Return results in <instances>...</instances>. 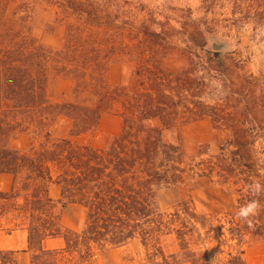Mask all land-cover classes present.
I'll return each instance as SVG.
<instances>
[{"label": "trees", "instance_id": "1", "mask_svg": "<svg viewBox=\"0 0 264 264\" xmlns=\"http://www.w3.org/2000/svg\"><path fill=\"white\" fill-rule=\"evenodd\" d=\"M45 1L61 16L50 18L48 32L57 20L63 22L59 49L33 34L34 16L24 2L21 15L7 13L4 2L0 11V175L14 177L12 189L0 192V218L11 215L16 229L28 231L31 264H96L99 254L134 242L145 248L148 264H202L205 255L196 247L205 249L209 239L227 247H232L224 240L228 234L238 244L247 235L264 241V139H259L264 138V89L257 78L250 75L235 92L236 106H229L235 97L230 66L241 71L243 62L230 50L208 49L200 33L195 53L205 59L202 69L191 52L190 67L167 71L164 62L175 49L169 40L175 36L147 20L136 26L121 12L119 0ZM113 64L128 68L127 85L109 84ZM53 76L73 82L72 100H54ZM214 85L224 89L223 104L205 101ZM107 112L123 121L109 146L78 142L95 133ZM59 117L71 121L70 137L51 140ZM203 120L228 135L218 152H206L205 159L200 153L197 171L192 170L235 191L233 209L221 220L198 214L192 202L168 213L159 200L160 192L179 186L189 169L180 167L182 148L164 142L161 131ZM32 130L45 133L46 140L27 152L13 146ZM51 185L61 188L60 200L50 196ZM70 204L85 210L78 229L62 224ZM168 236L177 240L175 253L165 251ZM57 237L64 240L62 248L44 247L45 240ZM0 264H19L16 252L0 251ZM227 264H244L243 256L231 254Z\"/></svg>", "mask_w": 264, "mask_h": 264}, {"label": "rangeland", "instance_id": "2", "mask_svg": "<svg viewBox=\"0 0 264 264\" xmlns=\"http://www.w3.org/2000/svg\"><path fill=\"white\" fill-rule=\"evenodd\" d=\"M4 2L6 12L17 11L21 15L20 4L24 2L34 16L33 34L42 42L54 49H59L63 42L62 21L54 24V31L50 30V18L55 14L61 19L59 10L52 7L45 0H0V11L3 12ZM238 2V3H236ZM120 10L136 26L147 20L150 26L160 30L165 28L175 37L169 43L175 47L169 50V57L164 62L167 71L180 72L190 67V53L199 69L205 64L197 52L200 42V33L208 40L216 37L226 41L230 45V51L237 61L243 62L241 71L231 65L230 82L231 96H235L229 106H236L238 99L235 92L249 82L248 77L257 78L259 88L264 89V0H119ZM195 40V41H191ZM207 48L211 45L207 41ZM201 74V73H200ZM130 72L124 65L113 64L107 73V80L112 87L128 84ZM50 89L55 101L72 100L73 82L70 79L53 76L50 80ZM209 92L206 103L223 104L224 89L214 85ZM122 118L115 112H107L103 115L94 134L80 137L78 142L92 144L99 148L109 146L115 136L122 130ZM160 127V122L153 123ZM71 121L64 117L57 118L49 134L51 140L69 138ZM45 133L30 131L22 133L13 146L22 152H27L32 146L46 140ZM161 136L164 142L180 146L184 152V163L180 165L189 169L183 174V180L179 186L163 189L159 194V200L163 209L173 213L182 202H192L197 213L202 215H214L217 218H225L233 209L236 194L232 188L221 184L213 178L196 175L195 165L201 160L199 154L218 152L222 143L228 138L227 133L214 128L209 120L181 123L178 126L163 129ZM259 139H264L260 138ZM260 141V140H259ZM195 170L192 171V170ZM21 182V179L18 180ZM20 186V185H19ZM69 219L71 223L80 228L85 221L83 207L71 205L69 207ZM28 223V221H25ZM18 222L13 216L0 218V235L7 234L16 229ZM215 226H220L214 222ZM206 233V232H205ZM232 247L221 246L220 239H209L205 249L196 247L200 253L202 264H227L231 254H241L244 264H264V241L259 236L247 235L243 243L238 244L228 234L224 238ZM163 245L167 253L178 251L177 240L173 236L163 239ZM111 251V250H109ZM107 251V252H109ZM209 253L210 256L207 254ZM121 256L124 258L121 264H148L145 248L134 242L117 252L99 254L96 264H119Z\"/></svg>", "mask_w": 264, "mask_h": 264}, {"label": "crops", "instance_id": "3", "mask_svg": "<svg viewBox=\"0 0 264 264\" xmlns=\"http://www.w3.org/2000/svg\"><path fill=\"white\" fill-rule=\"evenodd\" d=\"M14 184V177L10 174H1L0 175V192H8L12 189ZM50 196L54 200L61 199V188L58 185H51L49 188ZM70 204L62 211V224L66 228L77 229L74 223L70 222L69 219V207ZM81 207L80 205H77ZM64 246V240L61 237L50 238L44 241V247L46 249H58ZM126 247V246H125ZM118 248L106 252V255H109L111 252H117L121 249ZM0 251H13L16 252L19 264H31V252L29 250V239H28V231L25 228H20L9 232L7 234L0 235ZM124 258L121 256L119 264L123 262Z\"/></svg>", "mask_w": 264, "mask_h": 264}, {"label": "water", "instance_id": "4", "mask_svg": "<svg viewBox=\"0 0 264 264\" xmlns=\"http://www.w3.org/2000/svg\"><path fill=\"white\" fill-rule=\"evenodd\" d=\"M209 44L211 45L212 51L223 52L230 50V45L226 41H221L216 37H211L208 39Z\"/></svg>", "mask_w": 264, "mask_h": 264}, {"label": "clouds", "instance_id": "5", "mask_svg": "<svg viewBox=\"0 0 264 264\" xmlns=\"http://www.w3.org/2000/svg\"><path fill=\"white\" fill-rule=\"evenodd\" d=\"M250 207H253V206H250Z\"/></svg>", "mask_w": 264, "mask_h": 264}]
</instances>
